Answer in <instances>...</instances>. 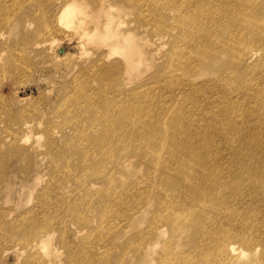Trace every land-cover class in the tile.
Returning <instances> with one entry per match:
<instances>
[{"label": "bare ground", "instance_id": "6f19581e", "mask_svg": "<svg viewBox=\"0 0 264 264\" xmlns=\"http://www.w3.org/2000/svg\"><path fill=\"white\" fill-rule=\"evenodd\" d=\"M96 1L92 8L88 0H65L57 10V26L78 30L83 42L86 40L85 47L93 43L107 46L110 52L103 55L108 60L110 55H119L108 63L100 57L101 62L94 60L81 71L97 74L107 67L118 72L125 69L128 82L141 83L123 91L115 80L119 94L114 95L113 89L103 88L98 76L88 87L87 101L100 100L89 95L96 90L108 91L111 96L86 114L53 111L56 113H45L39 119L40 112L27 109L23 113L20 109L9 116L11 125L4 140L14 159L21 154L28 158L27 167L34 170L35 180H43L35 157L45 150L52 161L48 167L58 182L81 183L88 215L93 199H102V216L96 217L100 224L94 226L89 222L95 218L83 219L74 210L64 221L76 190L70 199L59 202V209L46 206L44 222H36L30 233L21 235L20 246L15 245L20 253H28L25 264H57L59 251L51 246L54 229L58 223L67 231V222L75 226L72 235L84 245L83 259H105L103 245L87 238L114 235L107 228L111 223L102 222L105 211L114 210L121 195H127L123 210L133 204L131 191L118 181L136 154L148 164L147 196L141 198L148 199L154 211L146 231L133 238L140 258L144 256L151 264H181L186 249L174 242L191 228L192 235L186 237L197 245L195 251L202 249L204 257L182 264H264V155L258 161L218 160L224 147L215 149L218 146L205 132L209 124H200L214 116L233 130L256 119L261 134L252 141L264 150V0H136L133 7L117 0L126 8L114 0ZM126 9L137 12L132 22L124 15ZM17 24L7 33L0 32V62L16 59L21 51L12 43ZM167 41V50L162 52L161 45ZM54 42L46 39L37 45L52 49ZM62 56L56 54L55 58ZM145 64L155 66L152 76L144 70ZM155 73L158 76L153 79ZM1 80L0 88L4 85ZM242 96L255 99L248 101ZM28 114L35 115L21 120ZM238 119L242 125L237 126ZM35 130H40L39 138L43 136L45 144L29 143V134ZM92 151L98 156L91 158ZM62 189V194H68ZM139 199H134L138 205L123 215V221L139 210L142 213L145 201L141 205ZM115 213L117 217L120 212ZM167 228L172 237L154 250L153 239L160 238Z\"/></svg>", "mask_w": 264, "mask_h": 264}, {"label": "rangeland", "instance_id": "374dc122", "mask_svg": "<svg viewBox=\"0 0 264 264\" xmlns=\"http://www.w3.org/2000/svg\"><path fill=\"white\" fill-rule=\"evenodd\" d=\"M63 2H65V0H0V32L7 33L11 29V26H15L16 22H19V26L17 24V28L15 32H13L15 35L11 36L13 40L12 43L15 44L14 46H18V48L21 49V51L17 52V55L15 53L16 57L19 59L11 58L5 62H0V79L2 78L1 82L4 83L0 88V96L3 102L0 103V264H25V258L28 253H20L19 250L16 249L17 246H15L20 242L21 235L25 234V232L30 233L35 227L34 225L36 222H44L47 213L45 209L46 206L56 210L59 209L61 207L59 202L68 200V198L70 199V193L75 192V190L77 192L73 195L74 201L69 202L68 208L65 209L68 218H63L64 221L69 219V215L72 216L73 210L77 211V215H80L83 219L95 218V221L89 222L90 224L94 223L93 226L100 224L96 217L98 215L102 216V199L100 197H95L93 199L91 206L92 213L88 215L87 207H84L85 204L82 203V200L84 201L85 191L81 183L69 180L63 185L61 182H58L59 180L54 178L50 167H48L49 163L52 161L49 160L48 155H45V150L42 151L43 153L40 154V156H34L41 170V174H44L42 177L43 180L34 179V170H29L27 167V157L21 154L17 159H14V157L11 156L10 149L8 148L10 144L4 140V135L9 133L8 125H11V123H8L10 121L9 116L12 114L15 116L17 112H20V109L23 113L28 110L37 111L36 113L40 112L39 117H37L39 119L42 118L45 113L55 114L59 112L67 114L69 112H76L86 114L92 107H100L101 104H104V100L111 96V94L110 96L108 95V91H105L103 94L102 90L98 93L96 90L95 92L93 91V95H89L97 96L100 100L93 101L92 103L87 101L86 95H88V87H90L93 80H96L98 76L102 78L103 88L107 90L113 89V91H115L114 95L119 94V90H115L117 89L115 80H119V83H121L120 89L123 91H128V89L141 83V81H132L134 83L130 85L129 83L132 82L130 80V82H128L125 69L118 72L110 70V68L107 67L97 74H87L81 71V69L88 66L90 62L94 60L98 61L97 59H100V57H104L103 63H108V61L118 58L119 55H110L111 59L108 60L103 53L109 54L110 48L107 46H97L96 43L88 44L87 47H85L84 43L86 40L83 42L84 38L80 37V32L78 30L73 27L70 29L71 27L68 28L63 25L57 26V10ZM88 2L92 8H94L97 3L96 0H88ZM113 3H119V5L126 8L124 5L120 4V1L114 0ZM124 3L129 7H133L138 4V1L123 0V4ZM123 11H126L124 15L129 22H132L133 18L137 15L136 10L132 11L126 9ZM28 22H30V25L27 24ZM51 28H54L55 32H53ZM46 39L55 40L52 48L53 50L48 47H39L37 45V42ZM167 47L168 41L162 43V52H165ZM87 51L90 52L86 53ZM56 54L60 56L63 54V56L55 58ZM101 61L100 59L99 62ZM20 63L27 67L25 68L23 65L20 67ZM154 67L150 64L144 65V70L147 75L151 74L152 76L156 70ZM11 68L13 70H11ZM221 68H223V65ZM157 76L158 74L155 73L153 79ZM233 88H235V86H232L231 90ZM161 92V90H158V93ZM241 98L248 101L255 99L253 97L249 99L244 96ZM126 99L127 98H125V100ZM126 102L129 103L130 101L127 99ZM3 106L5 107L3 108ZM23 116L20 117L21 120L31 117L30 114ZM209 118L202 121L200 124H209L208 127L205 126L207 128L205 132L215 146H218L215 149L218 148L221 150V148L224 147L225 153L222 156H218V160L233 161L247 159L246 161H251V159H253L254 161H258L263 159L264 150H260V144L257 142V144H255L253 143L254 140L252 141L253 138L261 134L256 126L258 124L256 119L246 122L243 128L237 127L232 130L229 126L223 124L217 117L210 116ZM236 121L237 126L243 123L240 119ZM40 130L32 131L29 134L30 144L38 141H40L41 144H45L43 136L40 138L39 136L43 133L46 138V133L44 130H41L40 133ZM103 138H105V135ZM61 143L62 141L60 140L58 145ZM252 144L256 146H252ZM31 148L35 149L34 147ZM215 149L213 148L211 150L212 153ZM73 151L72 149V152ZM147 151L151 153L153 149H147ZM91 154V158L98 156V153H93V151ZM39 157L44 159L41 160ZM90 157L89 159H91ZM128 157L131 158V154H129ZM30 161L31 164L34 163V160ZM147 170L148 164L146 160L139 158L137 154L132 156V162L128 163L127 168L124 170L126 173L119 176L118 185H125L124 187L131 191L129 197L134 196L132 199L133 204H130L123 210L124 205L122 201L126 199L127 195H121L118 202H116L118 203L116 208L114 210L107 209L105 211L107 215L102 222V224L111 223V226L107 228H110L114 235L111 233H103V237L100 236V239H96L95 236L87 238V240L90 239L94 243H101L103 245L102 249L104 251L106 250L105 259L98 257H95L96 259L94 260L83 259L82 250L85 252L84 245L81 244L82 241L80 242V239L72 235L75 226H73L71 222H67V228H69L65 231L62 226L56 222L57 224L54 229L56 233L51 242V246L59 251L57 264H151L149 261L145 262L144 256L140 258V256L137 255L138 251L135 250L137 246L134 247L133 244V238L146 231L148 220L154 214L153 206L147 204L148 199L144 200L141 198L147 196ZM61 179H63V177ZM62 188L68 192L69 196L68 194H62L60 192L63 190ZM143 191L145 194L141 195L140 192ZM135 194H139L140 197L138 196L135 198ZM137 198H140L139 203H141V205L143 201H145V204L141 207L142 213L139 210L134 216L133 213L128 221H123V215L126 214L127 216V214L133 212L132 206H134V204L138 205V203L134 202V199ZM55 199H58V201L53 203ZM115 211L120 212L117 217H114L116 216ZM56 213L60 215L59 211ZM75 223L78 224V220L77 222L75 221ZM192 232L191 228H187V230L183 232L182 238L176 239L174 242L176 245L186 249V252L181 255L184 256L181 260V264L187 261L197 262L204 257L202 249L198 247L195 251L197 245H194L193 240L186 237V235H192ZM171 237L172 232L169 228L162 233L160 238L156 236L152 241V243H154V250L158 251L163 243ZM188 239L190 241L189 244ZM18 246H20V244H18ZM249 256L250 254L248 252V257Z\"/></svg>", "mask_w": 264, "mask_h": 264}]
</instances>
